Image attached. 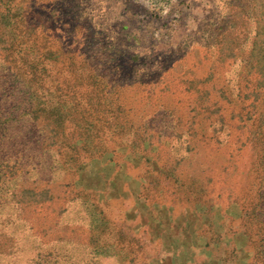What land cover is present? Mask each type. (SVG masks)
<instances>
[{"label":"rangeland","instance_id":"1","mask_svg":"<svg viewBox=\"0 0 264 264\" xmlns=\"http://www.w3.org/2000/svg\"><path fill=\"white\" fill-rule=\"evenodd\" d=\"M1 138L0 264H261L264 0H0Z\"/></svg>","mask_w":264,"mask_h":264},{"label":"trees","instance_id":"2","mask_svg":"<svg viewBox=\"0 0 264 264\" xmlns=\"http://www.w3.org/2000/svg\"><path fill=\"white\" fill-rule=\"evenodd\" d=\"M27 35H30V33H28ZM26 39L20 43V47H19V50L20 49H23L24 51H29L31 52L30 55L31 57L29 58L28 55H25V59L23 61V64L25 65V67L31 72V75L32 77L30 79H27L28 81V84H35L37 85L38 84V81H39V78L37 77L36 75V69H37V66H38V62L36 60V51L33 50L32 48H27L26 47ZM23 44V46H21ZM30 99V105H32L29 110L27 109V111H22V112H18L16 115L17 116H31L32 117V121L33 122H36L38 119H39V115H41V113H46L44 116H45V120L43 122H45L47 119H48V116L49 115H55V118H53V121L51 123H54V122H57V123H62L64 122V120L69 116L68 115V112H63V113H58V112H54V108H50V104H45V105H48V106H42L43 104L40 103L41 100H38V97L36 96V93H34V95H32L31 97H29ZM34 103V104H33ZM62 104H60L61 106ZM29 116V117H30ZM47 117V118H46ZM48 121V120H47ZM46 121V124H48V122ZM3 137V136H2ZM4 138H1L0 141H3ZM9 143H14L12 140H9V139H5V144H9ZM40 144H38L39 146ZM30 155V154H28ZM66 156H64V159L62 160H65ZM5 159H8V158H5ZM3 161V159H2ZM3 163V162H1ZM38 166H41L38 164ZM47 181H50L49 178L47 177ZM48 188V187H47ZM49 190V188H48ZM254 209L251 208L250 210H245L244 211V214H248L249 212H252ZM258 234V233H256ZM255 234V235H256ZM248 236L250 237V239L248 240L249 241V247H251L252 249H254V246L253 245H257L259 248L262 247V236H259L260 237V240L258 241L257 239H259V237L257 238H253L251 235L248 234ZM262 257L264 259V255L262 256V248L261 250L259 251H256V254L254 252V255L251 257V260H255V262H261L262 264ZM237 261V259L235 260V262Z\"/></svg>","mask_w":264,"mask_h":264}]
</instances>
